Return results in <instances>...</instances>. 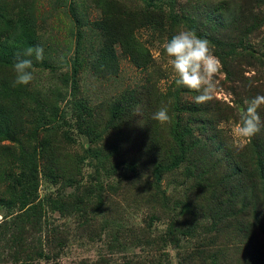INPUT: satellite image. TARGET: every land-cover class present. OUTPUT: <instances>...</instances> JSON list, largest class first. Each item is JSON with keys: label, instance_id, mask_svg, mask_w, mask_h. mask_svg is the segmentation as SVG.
Masks as SVG:
<instances>
[{"label": "rangeland", "instance_id": "obj_1", "mask_svg": "<svg viewBox=\"0 0 264 264\" xmlns=\"http://www.w3.org/2000/svg\"><path fill=\"white\" fill-rule=\"evenodd\" d=\"M158 1L166 12L183 18L159 31L143 26L139 34L149 59L136 62L114 38L127 13L145 11L147 3ZM24 2L13 6L32 11L29 17L22 14L20 23L36 31L48 64H34V80L15 85L14 100L23 106L22 133L0 140V222L13 220L32 204L42 222L33 228L26 219L15 220L20 227L11 232L22 244L17 249L8 242L11 232L0 227V264H14L13 254L19 252V259L30 258L29 264H247L254 249L264 253L254 215L242 214V222L229 216L219 224L211 211H202L214 203L202 186L206 180L222 185L225 156L248 162L257 143L264 149V128L243 148L230 132L247 102L264 95V0ZM184 30L206 38L223 65L215 98L200 106L209 115L186 114L177 100L180 92V100L200 105L193 102L198 93L175 86L164 52L163 45ZM75 56L77 62L71 63ZM3 71L14 84V70ZM129 96L142 102L131 110L130 124L118 132L106 129L110 109ZM162 106L169 108L171 123L152 119ZM258 111L264 121V106ZM176 117L195 132L215 134L222 148L169 169L179 152L171 136ZM205 120L211 125L202 126ZM91 139L102 156L111 154L109 159L90 157L95 152L87 149ZM29 157L35 159L38 179L34 200L26 195L25 175L30 165L34 168ZM185 223H194L192 237L180 232ZM249 231L254 237L244 239ZM210 238L215 241L207 249ZM40 245L43 255L31 256Z\"/></svg>", "mask_w": 264, "mask_h": 264}, {"label": "trees", "instance_id": "obj_2", "mask_svg": "<svg viewBox=\"0 0 264 264\" xmlns=\"http://www.w3.org/2000/svg\"><path fill=\"white\" fill-rule=\"evenodd\" d=\"M16 1L21 3L19 5L22 7L25 4L24 0H0V140L10 139L17 134L22 133V130L18 129V126L23 123V106L19 105L18 102H15L14 100L15 94L19 91L13 83L8 82L3 69L7 70L11 67V70H14L16 60L18 58H26L23 57V55L17 57V52L22 54L27 47L40 46L37 42L36 31L33 28L20 23L22 21L20 16L22 14L28 16L32 11L27 10V13H23L22 8H15L13 6V3ZM125 16L124 25L122 29H120L119 36H115L114 41L119 42L120 46L129 53L131 57H133L134 61L138 62L140 60L142 63L145 61L147 62V59H149L147 58L149 52L146 47L143 46V41L139 34L141 28L143 26H150V28L159 31L164 28L165 23H168V21L177 23L183 18L174 12H166L163 1H158L153 4L147 3V9L145 11L137 10V14L131 11ZM102 22L103 20L99 21L97 24H102ZM112 35H114L113 32ZM32 59L33 64L35 65L46 66L48 64L45 59L42 62L35 61L34 57H32ZM72 62H77L76 56L71 63ZM23 92L27 93V90H24ZM176 96L178 97L177 100L178 103H180L181 111L184 113H196L202 116L209 115L206 113V109L208 108H201V104L194 107L189 101L180 100V92H176ZM141 103V100L140 102L133 101L132 96L126 98L124 102H117L112 110L110 109V117L105 128L113 129L118 132L120 128L128 125V123L130 124L132 117L131 110L134 107L141 105ZM83 111L84 109L80 110L78 117L83 115ZM193 118L190 119L193 120ZM82 119L87 121L88 116L85 115ZM178 122H181V120L176 117L175 128L172 129L171 136L179 147V152L173 154L171 158L172 164L169 166V169L175 168L179 165H185L194 158H200L207 154H214L222 148L221 140L219 138L217 143V137L215 134L206 133V129H201L198 133V131L195 132V130H191L189 125L183 123L178 124ZM204 125L208 126L211 125V123H206L205 120V124H202V126ZM93 139L90 140V144L87 147L89 150H95V152L90 154V157H92L93 160L102 159L105 161V159H109L111 154L107 153L106 156H102L101 152H99V147L94 146L97 142ZM207 146L211 149H206ZM225 157L227 159L225 161L227 163L228 171L222 176V185L217 186L215 183L213 184L209 180H206L205 184L202 186L206 190H209L214 196V203L202 211H211L210 217L214 219V222H218L219 224L224 218L229 216L235 217L237 221L242 222L240 219L241 216H243L242 214L246 213V215H254L257 220L259 232L264 236V214L262 212V203L264 202V149L259 146L258 143L256 144L254 151L251 152L247 158L250 163L249 167H245L248 162H244L242 157L236 159L232 156L229 160L228 156ZM26 160L27 158H25V160L23 159V161H21L22 164L23 162H26ZM16 161L20 160L16 159ZM27 161L34 166L33 168L30 165V175H25L27 166L24 169V173L21 172L17 175L19 177L24 175L28 177L25 184L30 187V190L26 195L34 200L37 199V195L35 197L34 192L38 185V179L34 176L36 163L35 159L31 157H29ZM23 180H25V178ZM221 192H225L226 194L224 195ZM23 196H25V194H23ZM54 207L62 209L60 206ZM36 209V205L32 204L29 209H23L21 212L17 213V216H15L13 220L1 221L0 227L5 226L4 230L11 232V230L20 227L14 223L15 220L23 218V220H28L33 228H37L42 222V215ZM35 212L38 213V215H35ZM179 230L180 232L183 231L182 235L192 237L194 235L195 225L194 223H185L184 228H179ZM219 230L220 226L217 227L216 232L218 233ZM253 237L254 235L249 231L248 236L244 239L251 240ZM20 241L14 232H11L8 235V242L14 244V249H17L22 245L19 244ZM214 241V238H210L206 241L204 246L207 247L209 246V243ZM207 249H210V247H207ZM36 250L38 251L32 252L31 254V251L28 249L26 257H29L30 254L31 256L43 255L41 245L40 247H37ZM205 251L206 249L202 248L199 250V254L202 256ZM250 256L251 258L249 257L247 264H264L263 250L254 249L252 253L250 252ZM20 257L21 252L16 256L13 254L14 264H29L28 261L30 258L19 259Z\"/></svg>", "mask_w": 264, "mask_h": 264}, {"label": "clouds", "instance_id": "obj_3", "mask_svg": "<svg viewBox=\"0 0 264 264\" xmlns=\"http://www.w3.org/2000/svg\"><path fill=\"white\" fill-rule=\"evenodd\" d=\"M163 47L169 58L168 65L175 86L198 93L193 100L196 104L213 100L217 92L216 77L222 71L223 65L219 57L214 54L209 41L198 36L193 30H184L173 35ZM21 55L26 58H18L14 64V85H28L34 80L32 57L35 61L42 62L44 49L41 46H30L22 54L16 53L17 57ZM262 106H264V95H256L247 102L239 122L232 125L230 132L238 148L246 146L247 142L264 128V121L258 111ZM152 119L161 124L171 123L169 108L160 107L153 113Z\"/></svg>", "mask_w": 264, "mask_h": 264}]
</instances>
